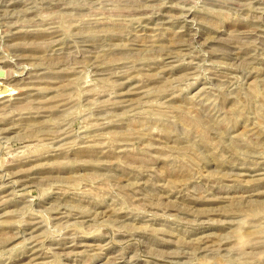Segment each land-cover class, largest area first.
Here are the masks:
<instances>
[{"label": "rangeland", "instance_id": "1", "mask_svg": "<svg viewBox=\"0 0 264 264\" xmlns=\"http://www.w3.org/2000/svg\"><path fill=\"white\" fill-rule=\"evenodd\" d=\"M0 264H264V0H0Z\"/></svg>", "mask_w": 264, "mask_h": 264}, {"label": "bare ground", "instance_id": "2", "mask_svg": "<svg viewBox=\"0 0 264 264\" xmlns=\"http://www.w3.org/2000/svg\"><path fill=\"white\" fill-rule=\"evenodd\" d=\"M109 29V28H108ZM90 31V30H89Z\"/></svg>", "mask_w": 264, "mask_h": 264}]
</instances>
